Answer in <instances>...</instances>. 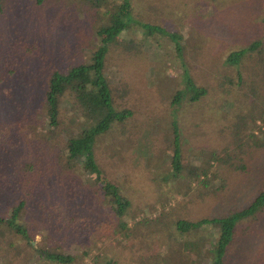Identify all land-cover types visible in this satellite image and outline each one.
<instances>
[{
	"label": "rangeland",
	"instance_id": "1",
	"mask_svg": "<svg viewBox=\"0 0 264 264\" xmlns=\"http://www.w3.org/2000/svg\"><path fill=\"white\" fill-rule=\"evenodd\" d=\"M31 1L0 0V76L17 78L18 93L12 105L24 109L14 115L8 108L0 114V146H5V151L12 150L13 157L24 153L26 145L31 153H40L44 148L40 146L44 130L35 118L30 120V125L19 118L35 106L36 94L41 88L39 78H43L39 68L50 62L64 65L84 60L95 43L94 37L88 40L83 23L87 18L85 9L75 13L71 5L65 4L66 0L46 5H32ZM137 9H141L142 22L167 31L176 29L188 41L183 45L182 61L188 75L198 86L208 88L207 93L198 101L187 102L179 81V59L170 56L168 47H161L151 38L138 56L110 57L106 62L107 75L111 84L126 90L124 101L132 112L122 131H117L115 124L100 136L94 149L106 175L129 198L127 214L122 216L127 229L124 233H109L95 228L68 243L56 232L44 236L48 231H43V223L40 224L42 231L35 230L45 219L41 208L38 209V197L27 195L32 179L26 178L19 184L7 183L0 187V214L6 215L13 200L26 198L21 219L31 235V247L0 227V264H55L41 258L35 251L38 247L66 252L74 257L72 264H102L107 258L116 264H204V260L195 261L176 244L177 234L171 221L222 215L245 205L261 189L264 146L244 145L239 153L244 169L234 171L233 164L217 170L216 179L221 186L215 187L214 182L215 192L201 198L198 197L200 189L186 185L185 169L191 163H203V152L208 146L222 143L221 128L229 120L225 117L226 104L220 101L225 94L215 87L220 75L211 73L206 64L215 61L221 66L222 59L233 49L251 39H264V0H214L209 4L206 0H154L153 13L141 6ZM197 45L205 52L195 59L194 52L184 49ZM230 89L227 83L223 85L225 93ZM176 90L181 93L171 102ZM115 99L122 100L116 96ZM169 118L177 124L180 169L174 177L166 178L170 148L165 149L163 137L169 132ZM261 121L247 124L257 128ZM66 126L72 131V125ZM235 228L236 234L224 250L226 264H264V205L240 219ZM197 234L215 237L217 232L205 229ZM190 235L193 234H187L184 239ZM198 245L200 249L204 247L200 241Z\"/></svg>",
	"mask_w": 264,
	"mask_h": 264
},
{
	"label": "trees",
	"instance_id": "2",
	"mask_svg": "<svg viewBox=\"0 0 264 264\" xmlns=\"http://www.w3.org/2000/svg\"><path fill=\"white\" fill-rule=\"evenodd\" d=\"M51 1L59 0H32L31 3L46 5ZM211 1L214 0H206L208 4ZM65 4L71 5L75 13L82 9L87 11L86 20H79L85 24L88 40L91 41L94 37V47L88 52L86 59L77 63L57 65L50 62L39 68V74L43 73V78H39L41 88L37 91L35 106L28 114L25 111L19 118L22 117L28 125L35 118L39 127L44 130L41 132L44 138L40 144L44 148L40 153H31L26 145L24 153L13 157L12 150L5 151V146H0V187L11 182L19 184L26 178L32 179L31 184H28L27 195L30 193L38 197V209L41 208L45 217L35 230L42 231L40 224L43 223V231H48L43 233L44 236L51 234V231L56 232L64 243H68L95 228L109 233H124L128 227L122 216L127 214L129 198L106 175L97 162L94 149L102 138L100 136L110 131L115 124L118 126L117 131H122L124 122L132 112L124 101L126 90L111 84L107 75L108 59L113 55L123 58L138 56L144 43L151 38L154 42L158 41L161 47H168V54L179 59V81L187 102L198 101L207 93L208 88L198 86L184 66L182 57L185 56L181 54L183 45L188 41L176 29L167 31L153 23L141 21V9H137L138 6L153 13L154 0H66ZM62 16L65 17V13ZM201 49V45H197L184 50L194 52L197 59L205 52ZM188 62L191 63L190 60ZM207 64L211 73L220 75L215 87L225 94L220 101L221 104H226L228 110L225 117L229 120L221 128L224 132L222 143L208 146L202 151L205 153L203 163H191L185 169L186 185L192 184L200 189L199 198L213 194L215 187L221 186L216 179L220 168L234 164L232 170L244 169L239 156L244 145L250 148L264 146V39H251L245 45L233 49L222 59L221 66L215 61ZM9 72L11 71H7ZM18 83L16 77L0 76V102L3 103L0 105V114H4L8 108L14 115L24 111L23 108L12 105L18 93ZM225 83L231 88L226 93L223 90ZM180 93L179 90L174 91L171 102L177 100ZM232 93L234 94L230 95ZM115 96L122 100L119 102ZM14 107L17 110L14 111ZM258 119L262 120L261 124L257 128L251 126ZM248 122L251 123L250 126ZM67 124L72 125V131L68 130ZM163 139L166 141L165 149L170 148L167 151L169 160L164 177H174L180 169V145L175 120L171 119L168 135H164ZM165 141L163 140L164 144ZM112 143L114 148L116 142ZM26 203L25 197L13 200L6 215L0 214V227L23 239L24 244L31 247V235L27 232L26 222L21 219ZM261 205H264V178L261 189L243 206L222 215L201 217L194 221L173 219L171 225L177 234L176 244L195 258V261L226 264L224 250L236 234L235 224L252 215ZM205 229L214 234L217 232V235L197 234ZM187 234L193 235L184 239ZM198 241L204 244L201 249ZM6 244L9 245V242ZM35 251L47 262L72 264L74 261V257L66 252L42 247ZM102 264L116 263L107 258Z\"/></svg>",
	"mask_w": 264,
	"mask_h": 264
}]
</instances>
